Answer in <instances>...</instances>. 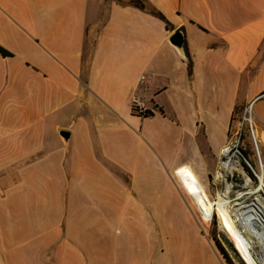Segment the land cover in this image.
I'll return each mask as SVG.
<instances>
[{
  "label": "crops",
  "instance_id": "0c3cea01",
  "mask_svg": "<svg viewBox=\"0 0 264 264\" xmlns=\"http://www.w3.org/2000/svg\"><path fill=\"white\" fill-rule=\"evenodd\" d=\"M128 1L0 0V264H234L200 220L264 136V0Z\"/></svg>",
  "mask_w": 264,
  "mask_h": 264
},
{
  "label": "bare ground",
  "instance_id": "6f19581e",
  "mask_svg": "<svg viewBox=\"0 0 264 264\" xmlns=\"http://www.w3.org/2000/svg\"><path fill=\"white\" fill-rule=\"evenodd\" d=\"M247 119L253 123L252 116ZM253 134L257 143L264 147V136H259L257 127L253 129ZM243 166L252 183L245 184L246 189L241 192H229V187L224 184L223 190L218 191L216 197H211V210L216 216L218 227L227 233L242 262L264 264V233L258 232V221L261 224L263 222L254 211L245 209L246 206L232 204L238 202V196H248L256 191V184L253 183H261V178L264 181V171L260 175V171L251 166L249 159H243ZM215 179L223 182L219 172ZM255 246L259 248V253L254 252Z\"/></svg>",
  "mask_w": 264,
  "mask_h": 264
},
{
  "label": "built area",
  "instance_id": "2783aa9c",
  "mask_svg": "<svg viewBox=\"0 0 264 264\" xmlns=\"http://www.w3.org/2000/svg\"><path fill=\"white\" fill-rule=\"evenodd\" d=\"M142 80L143 77L140 78V81ZM261 97H264V93L261 94L258 98ZM131 104H132V109L136 111L138 114L144 116V114L147 112V110L145 109L144 101L138 95L135 94L131 97ZM247 117L248 118L251 117V104L246 109H244L242 122L235 130L231 142L220 151L219 167L214 173V176H217L218 172L220 173V178L221 180H223V184H226L227 187H229V192H236V188H239L248 183H252L250 178L239 176L236 172L232 173V169L235 163L243 165V159H250L251 166L255 167L258 171H260V175H262V171H264V161L261 158L258 143L254 138V134H253V123L250 122L247 119ZM244 122H246L249 127L248 130L252 142V152H253L251 156L245 153L242 145V139L244 136L243 133ZM255 184H256V191L254 193L248 196H238V202H233L232 204H234L235 206L244 205L246 206L245 209L254 211L263 222V224H261L258 221V232L263 234L264 233V181L261 178V183H255ZM216 195L217 192L215 193V197ZM212 220H214L213 217Z\"/></svg>",
  "mask_w": 264,
  "mask_h": 264
},
{
  "label": "rangeland",
  "instance_id": "374dc122",
  "mask_svg": "<svg viewBox=\"0 0 264 264\" xmlns=\"http://www.w3.org/2000/svg\"><path fill=\"white\" fill-rule=\"evenodd\" d=\"M264 92V91H263ZM238 112V111H237ZM239 113V112H238ZM237 113V114H238ZM248 124L246 122H244V134H245V137L248 138L249 137V130H246L248 129ZM254 128V127H253ZM261 152H262V155L264 157V152L262 150V148H260ZM253 154V152L251 153V155ZM262 158V156H261ZM263 159V158H262ZM250 160V159H249ZM251 162V161H250ZM215 182H216V186L218 187V191H222L223 190V187H224V184L223 182H218L216 179H215V176H214V179ZM256 181H254L253 184H255ZM246 187L243 185L239 188H236V191L237 192H241L243 190H245ZM214 200L212 201V205H214ZM211 197H210V203H209V213H210V220L207 224H204L202 223V221L200 220L201 224L203 225V231L204 233L209 237V238H213V240L218 243L222 248H223V251L226 253V255L230 257V259H232L231 262H233L234 264H244L242 262V260L239 258V255L238 253L236 252L233 244L230 242V240L227 238L228 235L225 231L221 230L219 227H218V224H217V220H216V216L215 214L213 213V210H211ZM199 215V214H198ZM212 217L214 218V220H212ZM212 220V221H211ZM230 242V243H229ZM231 244V245H230ZM259 248L258 247H254V252L255 253H259ZM257 250V252H256Z\"/></svg>",
  "mask_w": 264,
  "mask_h": 264
},
{
  "label": "trees",
  "instance_id": "16d2710c",
  "mask_svg": "<svg viewBox=\"0 0 264 264\" xmlns=\"http://www.w3.org/2000/svg\"><path fill=\"white\" fill-rule=\"evenodd\" d=\"M119 2L122 3V1H119ZM144 2H145V0H129V1H128V4L133 5V6L139 8V9H141V10H147L151 15H153V16L159 18V19L162 20V21H165V23H166V27H167V26H168V23H167V21L165 20V18L163 17V15H162L158 10H156L154 7H147V6L145 5ZM177 31H180V32L183 33V29H182V28H181V29H178ZM183 46H184V48H185V42H184ZM0 52H1V54H2L3 56H8V55H10L8 52H6L5 50H3L2 48H0ZM189 68H190V63H189ZM149 115H151V113H150L149 111H147V112L144 114V116H149ZM230 245H231V244H230ZM216 246H217L218 250L220 251V253L223 255V257H224V258L227 260V262L229 263V262H230V261H229V258H228V256L226 255V253L223 251V248H222L218 243H216Z\"/></svg>",
  "mask_w": 264,
  "mask_h": 264
},
{
  "label": "water",
  "instance_id": "95a60500",
  "mask_svg": "<svg viewBox=\"0 0 264 264\" xmlns=\"http://www.w3.org/2000/svg\"><path fill=\"white\" fill-rule=\"evenodd\" d=\"M169 42L179 51H182L183 49V44H184V37L182 32L180 31H175L169 38ZM60 135L62 138L66 141L69 137V133L66 131H61ZM236 172L239 176H244L246 178H249L247 175L245 168L243 165H240L238 163L234 164V167L232 169V173ZM230 243V242H229Z\"/></svg>",
  "mask_w": 264,
  "mask_h": 264
},
{
  "label": "flooded vegetation",
  "instance_id": "af4514ba",
  "mask_svg": "<svg viewBox=\"0 0 264 264\" xmlns=\"http://www.w3.org/2000/svg\"><path fill=\"white\" fill-rule=\"evenodd\" d=\"M228 239H229V237H227ZM230 240V239H229ZM230 242H231V240H230ZM232 243V242H231ZM233 244V243H232Z\"/></svg>",
  "mask_w": 264,
  "mask_h": 264
}]
</instances>
